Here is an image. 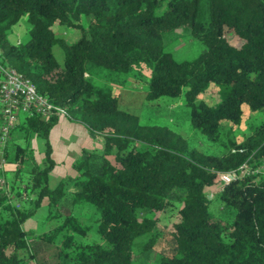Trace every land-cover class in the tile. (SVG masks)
Instances as JSON below:
<instances>
[{"label": "trees", "instance_id": "obj_1", "mask_svg": "<svg viewBox=\"0 0 264 264\" xmlns=\"http://www.w3.org/2000/svg\"><path fill=\"white\" fill-rule=\"evenodd\" d=\"M23 20L27 39L10 42ZM55 26L77 37L68 42ZM177 30L202 45L192 60L167 50ZM0 64L102 143L83 149L74 176L51 188L49 135L60 116L19 118L0 154L9 165L0 168V264H143L150 255L154 264H264V177L239 176L217 191L219 175L264 165V122L235 136L245 108L264 113V0H0ZM128 79L148 102L180 99L189 129L213 150L122 109ZM33 138L44 141L40 162ZM44 203L58 224L27 229ZM88 205L105 245L84 240L90 226L74 210Z\"/></svg>", "mask_w": 264, "mask_h": 264}, {"label": "rangeland", "instance_id": "obj_2", "mask_svg": "<svg viewBox=\"0 0 264 264\" xmlns=\"http://www.w3.org/2000/svg\"><path fill=\"white\" fill-rule=\"evenodd\" d=\"M19 24L25 26L27 29V24L24 22V20L21 21ZM54 29L57 33L63 34L64 37H66V39L68 40V42L73 41L77 37V33H75L74 31L65 30L60 26H55ZM8 39L10 42H14L12 40V33L8 35ZM26 39L27 34L25 30L24 37L20 42H24ZM166 41L168 43L167 50L172 53L173 57L177 61L192 60L202 50V45L199 44V42H197L194 38L189 36L188 33L182 30H177L174 34L169 35L166 38ZM231 41L236 43V41L233 39H231ZM53 52L56 60L61 63V55H59V50L57 48H54ZM92 82L96 85L103 84L99 79H93ZM118 93L120 94V107L136 114L139 118L140 124H158L168 126L179 134L187 137L188 140H191L193 144L199 149L207 151L213 150L212 146H210L194 131L189 129L187 109L184 107L183 102L180 99L164 98L159 101L158 105L155 102H148L144 99L145 88L143 87L142 83L134 81L133 79H128L127 83L120 88ZM204 100L208 104H213L216 101L215 97L211 95H206L204 97ZM251 122L263 123L264 113H250L248 109L245 108V115L241 126L235 131V136L238 142L242 139L243 134L249 133L248 127ZM59 134L60 128L56 127L54 128L51 137L49 138V141H51L55 146H57L56 144H58L57 141ZM96 143V148L99 150V148H101L100 144H102L101 139H99V143L97 141ZM30 147L34 151V157L36 161L38 159V162H40L43 157V152L45 150L44 141L40 138H33V140H31L30 142ZM58 147L59 146H57V148ZM92 151H96V149ZM55 160L59 162L60 160L63 161L65 159H62L57 156ZM25 166L29 167L28 164H26ZM57 167V170H59V175L64 174V169L67 168V166L63 163H61V165L58 164ZM3 169L8 171L9 165H4ZM10 176L11 174L7 173L8 179L10 178ZM210 201L211 211L215 215H219L222 212V205L216 199L215 194L213 197H211ZM74 215L79 222L85 225L88 224L90 226V229L87 235L84 237V240L90 242H97L101 245H105V243L100 240L97 234L95 219L98 217V213L94 210L92 206L88 205L85 207H76L74 210ZM45 216L46 206L43 205L41 209L37 212V214L34 216V218L30 220L25 227L31 228L32 224H36V228L34 230L42 232L58 224L57 220H47L45 219ZM153 256L154 255H150V260L145 261L143 264H154Z\"/></svg>", "mask_w": 264, "mask_h": 264}, {"label": "built area", "instance_id": "obj_3", "mask_svg": "<svg viewBox=\"0 0 264 264\" xmlns=\"http://www.w3.org/2000/svg\"><path fill=\"white\" fill-rule=\"evenodd\" d=\"M0 105L2 115V125L0 127V153L5 146L10 130L16 125L21 116L40 115L48 117L58 115L67 117L63 108L52 105L45 98L39 96L33 83L23 78L15 70L6 68L0 64ZM5 161L0 160V168L3 167ZM261 173L264 177V165L257 170H252L248 165H243L238 172H230L219 175L221 184L217 191L222 189L224 184L229 183L239 176H246L252 173ZM4 181L0 178V185ZM214 193H208L207 199L210 201Z\"/></svg>", "mask_w": 264, "mask_h": 264}, {"label": "crops", "instance_id": "obj_4", "mask_svg": "<svg viewBox=\"0 0 264 264\" xmlns=\"http://www.w3.org/2000/svg\"><path fill=\"white\" fill-rule=\"evenodd\" d=\"M25 30L26 27L20 24L13 27L11 33L13 37L12 40L14 42L12 43H20V41L24 37ZM56 127L60 128V134L57 141L58 144H56L59 147L57 148V146H55L51 141H49L52 148V158L54 159L55 162V167L49 174V184L51 188L55 187L61 179L74 176L72 164L80 156V153L83 149L91 150V151L96 149V151H101L102 148V144H100L101 148H99V150L96 148V144H97L96 141L99 143V139H100L98 136L91 135L88 132V130L85 128V126L70 121L67 117H60L57 124L51 130L49 138L51 137V134L54 128ZM18 136L20 137V133L16 134V137ZM57 156L62 159L64 158L65 160L63 161L58 160L59 162H57L55 160ZM61 163L66 165L67 168L64 169L65 170L64 174L59 175V170H57L58 168L57 166L58 164L61 165ZM43 205H45V203ZM33 218L29 219L25 223V226ZM35 228H36V224H32L31 228L27 227V229H35Z\"/></svg>", "mask_w": 264, "mask_h": 264}]
</instances>
